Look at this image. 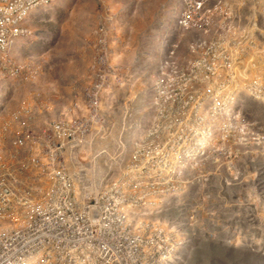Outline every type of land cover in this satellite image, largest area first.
I'll return each mask as SVG.
<instances>
[{
	"label": "rangeland",
	"instance_id": "1",
	"mask_svg": "<svg viewBox=\"0 0 264 264\" xmlns=\"http://www.w3.org/2000/svg\"><path fill=\"white\" fill-rule=\"evenodd\" d=\"M22 2L33 11L20 25L19 4L0 0V27L21 38L0 30L2 149L26 162L65 101L84 116V94H99L136 126L145 177L120 212L150 253L264 264V0Z\"/></svg>",
	"mask_w": 264,
	"mask_h": 264
},
{
	"label": "built area",
	"instance_id": "2",
	"mask_svg": "<svg viewBox=\"0 0 264 264\" xmlns=\"http://www.w3.org/2000/svg\"><path fill=\"white\" fill-rule=\"evenodd\" d=\"M10 2L19 4L20 25L31 22L32 8L22 0ZM0 30L11 33L12 44L19 41L18 30ZM7 48L0 39V50ZM223 58L227 68V52ZM84 95L86 114L77 101H65L63 119L47 122L42 140L29 139L46 148L26 162L0 146V264H169L172 260L156 259L161 251L147 249L135 218L120 212L134 202V195L125 199V193L145 177L132 163L134 121H120L112 108L98 103L99 94ZM205 155L203 148L199 157Z\"/></svg>",
	"mask_w": 264,
	"mask_h": 264
},
{
	"label": "bare ground",
	"instance_id": "3",
	"mask_svg": "<svg viewBox=\"0 0 264 264\" xmlns=\"http://www.w3.org/2000/svg\"><path fill=\"white\" fill-rule=\"evenodd\" d=\"M180 254H181V253H179V255H180ZM181 256H182V254H181ZM181 256H180V257H181Z\"/></svg>",
	"mask_w": 264,
	"mask_h": 264
}]
</instances>
